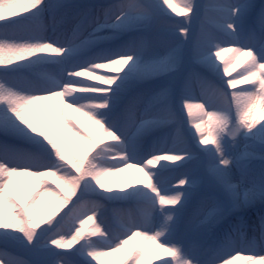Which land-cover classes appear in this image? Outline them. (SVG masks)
Masks as SVG:
<instances>
[{
	"label": "snow or ice",
	"instance_id": "6c2138e0",
	"mask_svg": "<svg viewBox=\"0 0 264 264\" xmlns=\"http://www.w3.org/2000/svg\"><path fill=\"white\" fill-rule=\"evenodd\" d=\"M172 3L0 0V264H264V0Z\"/></svg>",
	"mask_w": 264,
	"mask_h": 264
},
{
	"label": "rangeland",
	"instance_id": "374dc122",
	"mask_svg": "<svg viewBox=\"0 0 264 264\" xmlns=\"http://www.w3.org/2000/svg\"><path fill=\"white\" fill-rule=\"evenodd\" d=\"M186 3H187V0H173L172 10L174 11V14L177 15L178 17L179 16H183V15H187V13L184 10V5ZM4 11L5 10L3 8H0V14H3ZM225 47H229V46L226 45ZM223 56H224V59H228V57L231 56V52L230 51H226L223 54ZM246 62H247V58H241L239 61H233V66L231 67L229 74H234ZM261 114H262L261 110L257 109L255 115L259 116ZM188 115H189V124H190V126H192L194 128L195 124L200 122V119L196 118L195 116H191L190 114H188ZM195 120H196V122H195ZM156 166H158V165H156ZM123 175L124 174H122L121 176H123ZM128 175H130V176H137L138 175V176H141L143 178V174L142 173H138L137 170H134V169L129 170ZM92 224H93V222L90 221L89 224L85 225V232L86 233L89 231V229L92 226ZM160 258H163V257L162 256L155 257L154 261H153V264H155V260L156 259H160ZM104 259L107 261V264H113V258L106 257ZM234 264H247V260L242 258L240 260L235 261Z\"/></svg>",
	"mask_w": 264,
	"mask_h": 264
},
{
	"label": "bare ground",
	"instance_id": "6f19581e",
	"mask_svg": "<svg viewBox=\"0 0 264 264\" xmlns=\"http://www.w3.org/2000/svg\"><path fill=\"white\" fill-rule=\"evenodd\" d=\"M49 54H51V53H49ZM191 116H195L196 118H198V119H201V117L203 116V112L201 111V110H199V109H193L192 110V112L191 113H189ZM199 116V117H198ZM193 118V117H192ZM195 118V119H196ZM195 122H196V120H195ZM194 122V123H195ZM135 170V169H134ZM120 175H122V174H120ZM120 177L118 176L117 177V179H119Z\"/></svg>",
	"mask_w": 264,
	"mask_h": 264
},
{
	"label": "clouds",
	"instance_id": "9594fccd",
	"mask_svg": "<svg viewBox=\"0 0 264 264\" xmlns=\"http://www.w3.org/2000/svg\"><path fill=\"white\" fill-rule=\"evenodd\" d=\"M4 10H7V9H4Z\"/></svg>",
	"mask_w": 264,
	"mask_h": 264
}]
</instances>
